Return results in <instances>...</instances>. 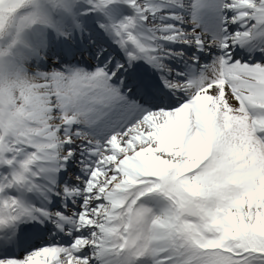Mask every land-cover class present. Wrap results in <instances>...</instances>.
Masks as SVG:
<instances>
[{"label":"snow or ice","instance_id":"1","mask_svg":"<svg viewBox=\"0 0 264 264\" xmlns=\"http://www.w3.org/2000/svg\"><path fill=\"white\" fill-rule=\"evenodd\" d=\"M0 264H264V0H0Z\"/></svg>","mask_w":264,"mask_h":264}]
</instances>
